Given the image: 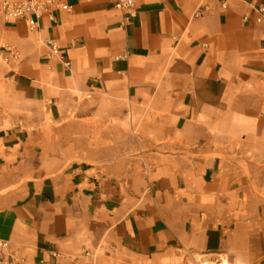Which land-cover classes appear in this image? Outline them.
<instances>
[{"label":"crops","instance_id":"crops-1","mask_svg":"<svg viewBox=\"0 0 264 264\" xmlns=\"http://www.w3.org/2000/svg\"><path fill=\"white\" fill-rule=\"evenodd\" d=\"M55 1L0 13V264H264V0Z\"/></svg>","mask_w":264,"mask_h":264},{"label":"built area","instance_id":"built-area-1","mask_svg":"<svg viewBox=\"0 0 264 264\" xmlns=\"http://www.w3.org/2000/svg\"><path fill=\"white\" fill-rule=\"evenodd\" d=\"M112 7L118 10L122 16L121 24L127 25L135 17V0H112ZM63 7L55 0H0V13L6 20L21 21L29 30L39 29V20L42 16H52V11L56 8ZM198 14V13H196ZM255 22L264 28V5L256 9ZM51 50L55 49L53 41H47ZM14 59H18V54H13ZM7 248V243L0 241V252ZM13 258V256H12ZM43 264V263H39ZM70 264H82L73 261ZM194 264H225L223 260L205 259Z\"/></svg>","mask_w":264,"mask_h":264},{"label":"rangeland","instance_id":"rangeland-1","mask_svg":"<svg viewBox=\"0 0 264 264\" xmlns=\"http://www.w3.org/2000/svg\"><path fill=\"white\" fill-rule=\"evenodd\" d=\"M11 107L12 103L7 100V93L5 92L2 81H0V123L8 122V116L5 113H10ZM255 155H258V152H253L251 155V159L255 165L253 164V167L246 168L245 170L248 173L247 175H249L250 183L248 184L250 188L264 197V160L258 161L259 158H255Z\"/></svg>","mask_w":264,"mask_h":264}]
</instances>
